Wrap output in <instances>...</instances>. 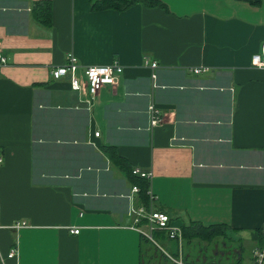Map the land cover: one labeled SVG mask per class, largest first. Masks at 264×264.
Returning a JSON list of instances; mask_svg holds the SVG:
<instances>
[{
    "label": "crops",
    "instance_id": "1",
    "mask_svg": "<svg viewBox=\"0 0 264 264\" xmlns=\"http://www.w3.org/2000/svg\"><path fill=\"white\" fill-rule=\"evenodd\" d=\"M41 1L51 25L35 16ZM154 1L95 11L89 0H0V264H254L264 67L252 57L264 0ZM69 53L123 71L85 95L50 75ZM152 103L163 117L155 127ZM134 168L151 173L152 207L173 225H224L226 238H146L130 214L143 205Z\"/></svg>",
    "mask_w": 264,
    "mask_h": 264
},
{
    "label": "built area",
    "instance_id": "2",
    "mask_svg": "<svg viewBox=\"0 0 264 264\" xmlns=\"http://www.w3.org/2000/svg\"><path fill=\"white\" fill-rule=\"evenodd\" d=\"M6 63V59L3 55L2 48L0 47V66ZM252 65L255 67H264V41L261 49L258 53L252 57ZM156 63H151V68H156ZM208 68H194L193 72L200 73L206 71ZM123 71V67L118 62H113L109 65H88L82 66L79 64L77 57L69 53L67 54L65 61L60 66H55L50 69V75L54 80L66 78L69 86L72 90L79 91L82 94L95 96L99 90L105 86H114L120 74ZM155 77V75H152ZM89 102V99L87 100ZM148 116L150 127H155L163 122V117L155 104H150L148 107ZM97 136L99 132L95 133ZM2 158L0 156V162ZM132 173L136 176L145 178L150 181L151 173L134 168ZM138 187L133 186V191L138 192ZM149 206L141 205L133 207L130 214L133 216L135 224H141L142 222L147 227V231L140 230L142 234L153 241L151 233L154 230H161L165 232L166 236L170 240H176L180 238L181 229L179 226H175L171 223L168 214L162 211L154 210L152 203L156 199V196L152 193L151 189L148 190ZM26 223L16 222L14 228L25 226ZM72 234H78V228H71ZM262 232L264 233V224L262 226ZM18 249L16 246L11 248L7 254V258H17ZM254 264H264V245L257 247L253 251Z\"/></svg>",
    "mask_w": 264,
    "mask_h": 264
},
{
    "label": "trees",
    "instance_id": "3",
    "mask_svg": "<svg viewBox=\"0 0 264 264\" xmlns=\"http://www.w3.org/2000/svg\"><path fill=\"white\" fill-rule=\"evenodd\" d=\"M91 4L92 10L99 11L105 9H115V10H125L135 3L141 2L147 5H153L157 2L154 0H89ZM249 2L252 5H259L261 0H244ZM35 16L38 21L44 25H51V2L50 1H41L35 4ZM110 155L112 159L119 164L123 169H126V162L124 159L117 156L114 150L110 151ZM130 175L133 178V183L138 187V199L145 206H149V195L148 190L150 188V181L136 176L130 170ZM181 235L182 238L188 241L198 239L204 242H211L216 238H226V226L224 225H210L203 226L198 222H187L184 223L181 227ZM163 232V231H162ZM166 238L170 240L167 236ZM256 240L258 243V247L264 245V233L262 229L257 230L256 232ZM173 255L178 256V251ZM165 260H169V257Z\"/></svg>",
    "mask_w": 264,
    "mask_h": 264
},
{
    "label": "rangeland",
    "instance_id": "4",
    "mask_svg": "<svg viewBox=\"0 0 264 264\" xmlns=\"http://www.w3.org/2000/svg\"><path fill=\"white\" fill-rule=\"evenodd\" d=\"M168 248H166V250H167Z\"/></svg>",
    "mask_w": 264,
    "mask_h": 264
}]
</instances>
